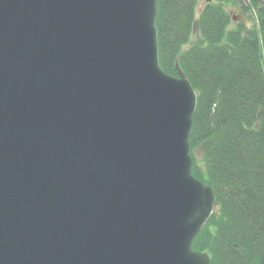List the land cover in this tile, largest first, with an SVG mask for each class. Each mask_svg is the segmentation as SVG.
I'll return each instance as SVG.
<instances>
[{"label":"water","instance_id":"water-1","mask_svg":"<svg viewBox=\"0 0 264 264\" xmlns=\"http://www.w3.org/2000/svg\"><path fill=\"white\" fill-rule=\"evenodd\" d=\"M157 4L0 0V264H213L197 92L160 65Z\"/></svg>","mask_w":264,"mask_h":264},{"label":"trees","instance_id":"trees-1","mask_svg":"<svg viewBox=\"0 0 264 264\" xmlns=\"http://www.w3.org/2000/svg\"><path fill=\"white\" fill-rule=\"evenodd\" d=\"M198 4L158 0L156 16L161 67L197 92L192 173L217 202L192 247L213 264H264V0H213L197 17ZM230 5L252 25L231 26Z\"/></svg>","mask_w":264,"mask_h":264},{"label":"rangeland","instance_id":"rangeland-1","mask_svg":"<svg viewBox=\"0 0 264 264\" xmlns=\"http://www.w3.org/2000/svg\"><path fill=\"white\" fill-rule=\"evenodd\" d=\"M206 3L207 2L205 0H199V4L197 6V12H196L197 17L199 16L200 11L202 10L203 6ZM227 9L232 16V22L230 24L231 26H234L237 22H239L240 18L242 19L241 21L246 23L247 25H252V17L248 13L243 12L239 6L230 5L227 7ZM197 36H198V30H195L193 33V41L196 40ZM195 156L197 158L198 163L201 166H204L203 161H202L201 150H196Z\"/></svg>","mask_w":264,"mask_h":264}]
</instances>
